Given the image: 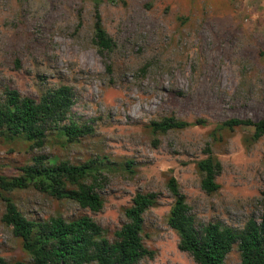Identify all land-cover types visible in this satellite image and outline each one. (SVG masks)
I'll use <instances>...</instances> for the list:
<instances>
[{
  "label": "rangeland",
  "instance_id": "rangeland-1",
  "mask_svg": "<svg viewBox=\"0 0 264 264\" xmlns=\"http://www.w3.org/2000/svg\"><path fill=\"white\" fill-rule=\"evenodd\" d=\"M95 12L94 0H0V96L11 88L37 98L66 84L73 118L93 129L65 146L50 137L41 148L0 135V175H15L33 155L93 160L98 212L32 188L9 195L27 218L86 214L111 238L132 197L154 193L142 231L151 256L138 264H196L167 225L170 177L197 224L264 219V136L253 141L247 127L216 129L229 118L264 119V0H100L97 12L114 41L101 54L91 41ZM167 116L205 124L153 134L149 123ZM206 147L221 165L213 193L200 188L195 165ZM0 256L28 261L1 221ZM238 261L234 247L226 264Z\"/></svg>",
  "mask_w": 264,
  "mask_h": 264
},
{
  "label": "trees",
  "instance_id": "trees-1",
  "mask_svg": "<svg viewBox=\"0 0 264 264\" xmlns=\"http://www.w3.org/2000/svg\"><path fill=\"white\" fill-rule=\"evenodd\" d=\"M94 0V19L91 41L102 53L114 47L106 33ZM73 92L70 86L59 84L45 89L37 98L23 96L18 90L6 88L0 96V135L22 139L30 148H41L47 140L61 146L78 142L92 134L87 123L72 116ZM203 119L187 121L174 116L149 123L153 134L203 125ZM236 127L250 128V139L264 136V119L229 118L217 130ZM214 129L211 134L214 136ZM214 138V137H213ZM205 157L195 162L199 171L200 188L206 193L219 189L216 177L220 162L208 147ZM93 160L72 164L66 160L33 155L29 163L21 165L15 175H0V221L8 226L21 242L28 261H8L0 256V264H138L151 252L142 240L143 215L156 204V194L136 193L129 207L124 209L125 222L109 238L105 230L89 215L64 218L60 215L45 220L27 218L9 195L15 190L32 188L57 200L66 199L79 208L98 212L103 200L95 190L100 170ZM167 187L173 202L167 215V225L176 233L177 247L188 253L196 264H226V257L235 247L238 264H264V219L247 218L240 226L207 222L197 224L176 180L170 177ZM259 204L264 210V191Z\"/></svg>",
  "mask_w": 264,
  "mask_h": 264
}]
</instances>
